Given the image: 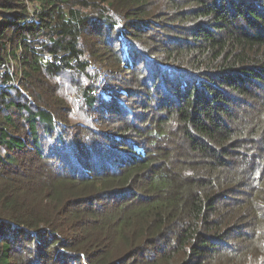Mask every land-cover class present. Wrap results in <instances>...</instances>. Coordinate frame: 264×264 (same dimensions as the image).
<instances>
[{
	"label": "trees",
	"instance_id": "16d2710c",
	"mask_svg": "<svg viewBox=\"0 0 264 264\" xmlns=\"http://www.w3.org/2000/svg\"><path fill=\"white\" fill-rule=\"evenodd\" d=\"M10 61L0 264H264V0H0Z\"/></svg>",
	"mask_w": 264,
	"mask_h": 264
},
{
	"label": "rangeland",
	"instance_id": "374dc122",
	"mask_svg": "<svg viewBox=\"0 0 264 264\" xmlns=\"http://www.w3.org/2000/svg\"><path fill=\"white\" fill-rule=\"evenodd\" d=\"M91 60V59H90ZM6 64V71H5V74H9L10 76H12V78H15V80H16V82L18 81L19 82V78L21 77V74H20V72H19V68L16 66V64L13 62V61H10V63H5ZM92 67L93 68H97V69H102V71H104V67H103V65L101 64V62L99 61H96V62H93L92 63ZM105 72V71H104ZM105 73H107V72H105ZM18 74V77L16 76ZM107 75V74H106ZM110 77H111V75H110ZM118 78H119V81L121 80L120 78H121V76H118ZM107 79H110L109 77H107ZM19 84V83H18ZM60 85L57 87L56 85V91L57 90H62V88L61 87H65V84H66V80H63L62 82H60L59 83ZM103 87H104V85H102V89H103ZM66 88V87H65ZM67 88L69 89V90H73V88L72 87H70L69 85H67ZM102 89H101V91H100V94L102 93ZM263 90H264V86H263V88H262ZM130 91H134V90H130ZM105 92H107L106 90H105ZM105 92H103V96L105 95V97H107V98H109L108 97V95L105 93ZM55 94H56V92H55ZM55 97H56V95H54ZM66 96H69V101L70 102H72V104H68V105H66V103L64 104V105H62L61 106V108L65 111V114H68V112L69 111H72L73 113H76V110L74 111V109H75V106H76V104L75 103H77L76 102V100H75V95H74V92H71V93H69V95H67L66 94ZM126 99V97L125 96H122L121 97V100L122 101H124ZM127 100V102H131L133 99H132V97H131V95H130V97L128 98V99H126ZM260 162V161H259ZM260 166H261V169H264L263 168V163L261 162L260 163V165H259V163H258V165H257V168H258V170H260Z\"/></svg>",
	"mask_w": 264,
	"mask_h": 264
},
{
	"label": "built area",
	"instance_id": "2783aa9c",
	"mask_svg": "<svg viewBox=\"0 0 264 264\" xmlns=\"http://www.w3.org/2000/svg\"><path fill=\"white\" fill-rule=\"evenodd\" d=\"M50 59H51V57L50 56H45L43 59H42V61H43V63L44 64H47L49 61H50ZM6 64H1L0 65V85H2V82H3V75L5 74V71H6ZM19 82L17 81L16 82V80L14 79H12V80H8L7 82H6V85L5 86H8V85H15L16 87H19V84H18Z\"/></svg>",
	"mask_w": 264,
	"mask_h": 264
}]
</instances>
